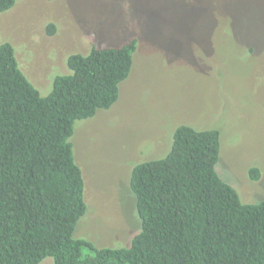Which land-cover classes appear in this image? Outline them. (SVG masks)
<instances>
[{
    "label": "rangeland",
    "instance_id": "rangeland-1",
    "mask_svg": "<svg viewBox=\"0 0 264 264\" xmlns=\"http://www.w3.org/2000/svg\"><path fill=\"white\" fill-rule=\"evenodd\" d=\"M132 38L118 102L76 122L71 139L88 206L74 237L97 248L131 246L141 231L133 169L167 157L180 126L218 130L219 177L243 204L264 202V0H16L0 13V44L15 47L43 97L71 73L70 55Z\"/></svg>",
    "mask_w": 264,
    "mask_h": 264
},
{
    "label": "trees",
    "instance_id": "trees-1",
    "mask_svg": "<svg viewBox=\"0 0 264 264\" xmlns=\"http://www.w3.org/2000/svg\"><path fill=\"white\" fill-rule=\"evenodd\" d=\"M16 0H0V13ZM56 26L48 25L54 35ZM138 49L93 47L67 59L43 97L0 44V264H264V202L243 204L218 175L220 132L180 126L164 159L136 165L130 187L141 231L125 248L74 237L87 214L75 124L119 100ZM258 169L250 176L259 179Z\"/></svg>",
    "mask_w": 264,
    "mask_h": 264
}]
</instances>
